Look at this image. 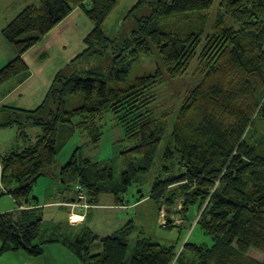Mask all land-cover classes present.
<instances>
[{
  "label": "trees",
  "instance_id": "obj_1",
  "mask_svg": "<svg viewBox=\"0 0 264 264\" xmlns=\"http://www.w3.org/2000/svg\"><path fill=\"white\" fill-rule=\"evenodd\" d=\"M213 2L138 0L126 20L144 8L147 15L136 17L133 38L122 42L109 41L102 29L114 0H38L2 29L1 35L15 56L0 69V85L14 78L23 80L27 67L22 56L75 9L85 14L93 30L84 39L86 50L71 63L95 55L103 58L107 50L113 57L110 65L66 78L57 74L45 101L35 111L12 108L26 115L25 124L38 127L40 134L26 148L0 156V197L11 198L22 208L20 212H0V256L23 252L38 258L44 243L59 242L36 243L43 215L38 200L31 196L33 188L47 175L75 130L90 133L94 143L100 140L96 123L109 110L124 137L134 143L121 154V184L111 185L109 164L78 161L75 155L63 166L62 181L78 178L91 205L98 202L100 194L110 193L118 200L132 181L150 172L159 147L165 143L163 166L175 162L178 174L167 177L168 170L162 171L166 176L156 179L150 197L159 203L172 185L181 184L184 196L179 214L187 216L194 208L200 214L197 226L213 240L211 247L185 243L177 254L175 245L139 238L129 264H264V260L248 255L252 250L264 255V146L249 143L257 119H264V0H221L207 30ZM227 18L232 24H226ZM153 54L169 78L184 75L191 62L196 64L194 87L179 109L172 106L157 112L154 106L150 94L162 77L159 68L126 84L134 62ZM51 93L55 105L48 120L34 119L46 108ZM75 95L81 97V105H67L66 98ZM77 117L80 120L73 124ZM27 137L25 130L19 131V139ZM166 203L171 206L170 197ZM171 224L165 228L172 229ZM131 225L119 235L102 239V252L97 255L90 254L88 244L95 237L87 230L67 247L84 264H124ZM185 251L190 259L184 256Z\"/></svg>",
  "mask_w": 264,
  "mask_h": 264
},
{
  "label": "rangeland",
  "instance_id": "obj_2",
  "mask_svg": "<svg viewBox=\"0 0 264 264\" xmlns=\"http://www.w3.org/2000/svg\"><path fill=\"white\" fill-rule=\"evenodd\" d=\"M114 1H115V5L116 3L119 5L120 4L119 2L123 4L126 0H114ZM128 1H130L128 7L131 5L130 9L128 10V12H130L131 8L138 2V0H128ZM220 1L221 0H214L213 6L208 13L209 21H208L207 30H209V27L213 22L214 16L217 10L219 9ZM3 8L2 6H0V10H1L0 14L5 9ZM128 12L125 11L121 12V14L125 15V17L118 26L117 19H115L114 17L110 19L112 14L111 11L110 16H108V18L106 19L114 23V24L112 23L113 24L112 26H108L111 28H107V35H108L107 37L109 41L118 40V42H122L124 40L133 38L131 35V31H132L131 28L133 26L134 28H136L137 26L135 22L136 17H140L141 15H145V14L147 15L148 9L144 8L140 13H135L134 16H130V18L126 20V16ZM232 22H233L232 19L230 18L226 19V24H230V23L232 24ZM2 52H0V54H2ZM14 55L15 54L13 53L12 56L13 58ZM3 56L4 57L0 63L1 65L0 69L13 59V58H8L5 52L3 53ZM102 57L103 58H99V56L95 55L94 58L93 56H90L88 58L85 57L81 61L76 62L75 65L73 63H70L69 68L62 72V76L66 78L69 75L74 74L76 72L80 73L81 71L91 69L99 65H103V64L105 66L108 64L110 65L113 56L108 50ZM159 65H160L159 58L156 54H153L151 57L142 56L139 61L134 62V64L132 65L130 75L127 78V81L129 80V82H127L126 84L130 83L136 76L139 77L144 74H152L154 73L156 68H159L160 75H162V77L159 79V82L153 87L150 94L154 98V106L156 107V109L158 108L157 112H159V110L163 112L164 109L171 110L172 106L173 109L174 108L179 109L180 104L182 103V100L184 99L186 93L192 87H194L195 81L193 77V71L195 69L196 64L195 62H191L189 68L187 69V72L184 75L181 74L179 76L170 77V78L164 73L163 69H161ZM13 81L14 79L5 83L4 85H0V97L4 95L5 89L11 88ZM53 94L56 93L54 92ZM81 103H82V99L79 96L75 95L66 98V104L70 105L71 107L80 106ZM54 105H55L54 96L51 93L49 94V99L47 101L46 108L44 109V111H41V113L36 114V117L34 116V119L47 121L48 112L50 109L54 108ZM3 106L4 103L0 104V110L4 109L2 108ZM263 108H264V101H263ZM5 109L7 110H3L5 112V115L3 113L2 115L4 116L2 118H1V113L3 111L2 112L0 111V124L13 123V126L7 128L4 131H1L4 127L1 128L0 130V155L8 153L9 151H13L11 145H13L15 148H20L19 150H22V148L27 147L29 143L34 142L36 134L40 132V129L38 127L25 124L27 122L26 118H28L26 115L23 116L21 112L14 111L10 107H6ZM15 114L19 116L17 117ZM79 120L80 119L78 117L74 118L72 123L74 124ZM256 122L258 123L255 126L254 132L250 135L249 143L260 144L261 148H263L264 119L263 120L257 119ZM28 123H31V121ZM96 126H97L96 129L97 130L99 129L101 133L100 140L97 143L91 141V135L87 131L81 132L80 130H75L71 140L67 143V145H65V147L61 151H59L55 163L48 171L47 175L38 179L32 191V195H31L32 198L38 199L40 204H44L51 198H54V200H58V198L64 196L70 197L73 195L75 191L78 196L79 192L77 186L81 185L82 186L81 188L83 189L82 190L83 194L85 196L84 201L79 202L77 204L79 207H73V205L76 204H73L70 207L73 209L88 208V205H91L90 203L87 204L88 197L86 195L85 187L78 181V178L75 179L76 181L72 180L69 181L68 183L61 182L62 181L60 177L61 170L72 155H75L78 161L87 160L92 164L94 163L109 164V166L112 169V176H113L111 185L117 186L121 184L122 175L124 172L123 162H122L123 156L121 154L124 151L131 149L134 146V143L124 137L123 129L119 125L117 118L109 110L102 114V117L100 120L97 121ZM21 127L24 128L20 129ZM21 130H25V132L28 135V137L25 140L17 139L19 131ZM164 149H165V143L161 144V146L159 147L150 172L145 177L138 176L136 180L132 181L131 183L132 185L130 184L131 186L127 188L126 196L124 195V201L125 203H127V205L128 204L130 206L135 205V202L142 195L144 196V199L146 198L151 200L150 201L151 205L156 206L155 205L156 201L152 199V196L150 197L152 186H154L156 179L157 178L164 179L166 175H163L161 172L166 170H168L167 177H171L173 175L178 174L176 167L173 166V164L175 163L173 161L168 162L167 167L164 168L163 166L164 159H162L164 154ZM135 159L136 161L139 162L140 157H136ZM78 163L80 164V162ZM45 177L49 179L44 180ZM57 186H61L62 190H60L59 192L56 191ZM181 186H182L181 184L172 185L168 189L166 196H164L159 203H156L158 205V208H160L159 209L160 216L163 219V222H162V226L161 223L159 222L157 228L154 227L156 233L155 235L149 236V232L141 228H140L141 231H139L136 224H133L132 222L128 223L129 226L131 224L135 226V229L132 228L133 226L131 225L130 233L132 237H130L128 252L126 254L124 264L130 263V258L133 256L134 251L136 250V240L139 238L140 239L146 238L148 240H151L152 242L155 241L154 243L158 242V244L160 243L165 246L175 245L176 253L181 252V250L183 249V245L185 243L195 244L199 246H207V247H211L213 245L212 238L208 235H205L203 231L197 226V221L200 214L197 213L194 210V208L190 210V213L187 216H183L179 214L182 208V201L184 196ZM111 188H112L111 186H108L107 187L108 191H110ZM166 197L167 199L168 197H170L172 200V204L170 207L166 203ZM12 203L13 201L11 200V198L7 196L0 197L1 209L4 210L7 209V207L11 206ZM53 207L55 208L44 209L41 233L36 243H40L46 240H55V239L63 241L61 243H66L65 234L69 233L70 228L68 227L69 228L68 229L65 223L63 222L64 221L62 218L63 214L58 211L56 206ZM148 209L149 207L147 205H143L142 207H140V210L147 211ZM168 222L173 224L172 229L165 228V223L167 225ZM93 225L98 227L103 225V220L99 218L95 213H93V215L90 216L86 226L91 227ZM117 234L119 235V233ZM160 238H163L164 241H162ZM69 243L71 244L70 241ZM46 244H51V243H44L42 247ZM90 245L91 243L88 244V246ZM92 253H95V251L93 250ZM248 255L261 262L264 260V255L254 250L249 251ZM184 256L189 259L191 258L190 253L188 251L184 252ZM2 258L3 261H1L0 264H18L14 259H5L6 257H2ZM33 264H39V263H33Z\"/></svg>",
  "mask_w": 264,
  "mask_h": 264
},
{
  "label": "crops",
  "instance_id": "obj_3",
  "mask_svg": "<svg viewBox=\"0 0 264 264\" xmlns=\"http://www.w3.org/2000/svg\"><path fill=\"white\" fill-rule=\"evenodd\" d=\"M37 2L38 0H0V6L5 8H3L4 10L0 14V52L3 51L2 54H0V63L4 57V52L8 58H13L12 56L14 53L11 46H8L9 44L3 39L1 35L2 29L23 8L29 5H35ZM119 3V5L116 3L114 6L115 8L112 10L110 17V19L114 17L118 20V26L125 17L121 12H128L131 6L128 7L130 4V1L128 0L123 4H121V2ZM112 23L113 22L106 20L103 24L102 29L106 36H108L107 28H111L108 26H112L114 24ZM92 30L93 25L87 19L85 14L81 10L75 9L65 20L22 56L23 63L27 67L26 76L21 81L22 83L19 82V78H14L11 88L5 89L4 95L0 97V104L4 103L5 107L14 108L19 111H35L45 101L49 88L56 75L67 70L71 61L86 50L84 39L92 32ZM0 111L2 112L3 110ZM3 113L5 115V112L3 111L1 113V118L4 116L2 115ZM1 128L3 127H0V130ZM7 128L9 127H4L1 131L6 130ZM39 134L40 132L36 134L35 141ZM17 137V139H19V134ZM34 142L29 143V145ZM11 148L13 151L20 149L15 148L13 145H11ZM8 153L0 156H4ZM60 177L62 180L61 173ZM47 179L49 178H44V180ZM61 182L64 183L63 181ZM60 190H62V187L57 186L56 191L59 192ZM150 201V199L146 198L143 200L138 199L135 202L136 206H130L125 203L124 195L117 200L112 194L108 193L100 194L98 196V202L95 205H88V208L73 209L70 206L78 203L76 191L70 197L64 196L58 198V200L51 198L44 204H40L38 201V207L41 209L42 215H44V209L55 208L53 206H56L58 211L63 214V222L67 228H70H68V234L70 236L65 234L66 243H61L63 241L59 240V242L44 245L42 247L43 254L38 258H30L23 252L6 254L5 256H0V263L3 261L2 257H6L5 259H14L18 264H84L67 247V241H69V239H71L70 241L79 240L81 234L84 233L85 230L90 231L91 235L95 237V240L91 242V245L89 246L90 254L97 255L102 252V243L100 240L118 235L117 233H121L123 229H129V227H127L129 222L136 224L139 231H141V228L149 232V236L155 235L154 227L157 228L159 222L162 226L163 219L160 216V208H158V205L155 203L156 206H153ZM87 204H89L88 201ZM143 205H147L149 209L147 211L140 210V207ZM21 210L22 208L17 207L14 202L5 210L0 208L1 213H10L9 211L12 213L20 212ZM93 213L97 214V216L103 220L102 226H86ZM133 228L135 229V226H133ZM127 235L126 239L129 242L130 237L132 236L131 233ZM160 239L164 241L163 238ZM93 250L95 253H92Z\"/></svg>",
  "mask_w": 264,
  "mask_h": 264
},
{
  "label": "built area",
  "instance_id": "obj_4",
  "mask_svg": "<svg viewBox=\"0 0 264 264\" xmlns=\"http://www.w3.org/2000/svg\"><path fill=\"white\" fill-rule=\"evenodd\" d=\"M77 187H78V192H79V194H78V196H77V199L79 198V199H80L79 202H82V201H84V198H85V196H84V194H83V191H82L83 189L81 188V187H82L81 185H78ZM82 195H83V196H82ZM79 202H78V203H79ZM78 203H77V204H78ZM77 204H76V205H73V207H79Z\"/></svg>",
  "mask_w": 264,
  "mask_h": 264
},
{
  "label": "bare ground",
  "instance_id": "obj_5",
  "mask_svg": "<svg viewBox=\"0 0 264 264\" xmlns=\"http://www.w3.org/2000/svg\"><path fill=\"white\" fill-rule=\"evenodd\" d=\"M82 196H83V195H82ZM79 201H80V199L78 198V199H77V202H79ZM75 220H78V219H75ZM75 220H74V221H75ZM165 225H166V224H165ZM171 225L173 226V224H171ZM82 234H83V235H82ZM82 234H81V237H83V236H84L85 232H84V233H82ZM65 241H66V240H65ZM69 241H70V239H69ZM69 241H67V242H68V244H70V243H69ZM76 241H77V240L70 241V242H71V244H72V243H74V242H76Z\"/></svg>",
  "mask_w": 264,
  "mask_h": 264
}]
</instances>
